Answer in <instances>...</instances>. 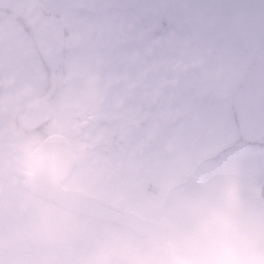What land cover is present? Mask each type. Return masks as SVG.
<instances>
[{
  "label": "flooded vegetation",
  "instance_id": "1",
  "mask_svg": "<svg viewBox=\"0 0 264 264\" xmlns=\"http://www.w3.org/2000/svg\"><path fill=\"white\" fill-rule=\"evenodd\" d=\"M34 1L43 14L58 18L56 23L43 21L48 29L57 25L58 32V36L43 35V53L31 24L0 6V264H165L159 245L139 229L85 213L69 203L70 194L57 192L100 196L146 218L155 216L166 195L163 217L177 180L160 187L155 173L161 164V144H149L151 140L145 138L155 137L151 133L155 126L149 127L163 113H177L174 92L165 86L163 95L156 87L155 91L141 88L138 82L135 91L129 87L130 81L142 78L146 26L156 37L173 22L158 26L159 18L151 16L145 0L134 5L107 0L104 6L88 10L78 2L88 13H102L97 26L104 30L75 34L71 15L64 14L68 5L61 0ZM123 19L140 30L126 48ZM88 36L92 44H82ZM54 40L60 42V50L50 54ZM81 52H87L85 67L79 65V57L75 61ZM239 84L230 98L232 109ZM240 133L236 129L233 138L246 140ZM232 141L236 147L239 141ZM190 178L189 173L186 179ZM260 189L264 195V185ZM143 191L147 199L133 203ZM215 191L222 192L220 187ZM256 192L255 188L250 194L253 202ZM118 195L132 203L113 200ZM144 208L149 216L141 213ZM225 208V203L210 206V228L205 225L209 235L199 239L198 253L181 264H192L196 258L199 264H216L220 252L233 257L221 264H257V248L263 243L258 241L255 207L241 210L239 201L235 208L239 219L228 237L221 230ZM166 229L167 222L164 237L173 263L178 264Z\"/></svg>",
  "mask_w": 264,
  "mask_h": 264
},
{
  "label": "rangeland",
  "instance_id": "2",
  "mask_svg": "<svg viewBox=\"0 0 264 264\" xmlns=\"http://www.w3.org/2000/svg\"><path fill=\"white\" fill-rule=\"evenodd\" d=\"M78 2L88 10L109 1L61 0L69 6V12L64 14L67 18L71 15L73 32L104 30L97 26L102 23V13H88L77 6ZM162 3L150 8L151 16L159 18L158 26L168 20L173 25L156 37L148 33L146 26L142 78L130 81L129 90L135 91L138 82L141 88L155 91L156 87L163 95L165 86L174 92L177 113H163L149 127L155 126L151 131L155 137L145 138L151 140L149 144H161V164L155 173L160 187L177 180L163 211L167 222L165 236L175 247L178 264L187 262L194 252L198 253L199 239L209 235L210 206L226 204L225 212H221V230L228 237L234 229L232 224L239 219L235 208L240 201L241 210L255 207L258 241L263 243L257 248V264H264V195L260 189L264 185V0ZM123 24L126 48L134 43L130 40L140 30L127 19H123ZM92 41L88 36L81 43ZM169 51L175 55L173 59ZM86 54L81 52L75 58L76 61L79 57L83 67L87 64ZM238 81L239 98L232 109L230 98ZM236 129L239 135L242 131V139L246 140L233 138ZM235 138L239 142L233 147L230 141ZM208 154L212 158H206ZM189 173L191 178L186 179ZM219 187L222 192L217 194L215 189ZM255 188L257 197L253 202L250 194ZM146 199L147 193L143 191L133 203ZM113 200L125 205L132 203L119 195ZM141 213L149 216L151 212L144 208ZM192 264H199V258Z\"/></svg>",
  "mask_w": 264,
  "mask_h": 264
},
{
  "label": "water",
  "instance_id": "3",
  "mask_svg": "<svg viewBox=\"0 0 264 264\" xmlns=\"http://www.w3.org/2000/svg\"><path fill=\"white\" fill-rule=\"evenodd\" d=\"M138 0H127L125 3L129 5H134V2ZM146 1V9H150V5H158L161 1L159 0H145ZM0 6L7 7L17 14L21 15L27 22L31 24V27L34 29V34L40 38L38 45L40 46V52L43 53L42 45H43V35L48 32L51 35L58 36L57 25L52 26L48 29L43 21L53 22L57 21V17L48 16L42 13L41 9L38 6V3L34 0H0ZM60 34V28H59ZM57 50H60V42L57 40L52 41V48L49 50L50 54L55 53ZM47 51V50H46ZM54 62L56 60L54 59ZM56 63H53V67ZM52 67V68H53ZM59 195L61 194H70L68 196V200L70 204H74L77 207H81V211L96 215L100 218H105L109 220H113L114 222L121 223L126 226H130L132 228L139 229L143 234L147 235V237L154 243L158 244L165 259V264H174L171 248L169 242L165 239L164 233L166 228V221L161 215V208L163 207L166 195L163 197L162 202L159 204L155 216L152 218H146L141 216L139 213L125 210L116 206L113 203L106 202L104 198L98 196H80L72 191H59L57 192ZM56 193V194H57ZM74 194V195H71ZM92 198V200H90ZM106 203V204H105ZM118 209V210H117Z\"/></svg>",
  "mask_w": 264,
  "mask_h": 264
},
{
  "label": "clouds",
  "instance_id": "4",
  "mask_svg": "<svg viewBox=\"0 0 264 264\" xmlns=\"http://www.w3.org/2000/svg\"><path fill=\"white\" fill-rule=\"evenodd\" d=\"M225 259H233L231 254L225 253V252H220L216 256V264H221V262Z\"/></svg>",
  "mask_w": 264,
  "mask_h": 264
}]
</instances>
